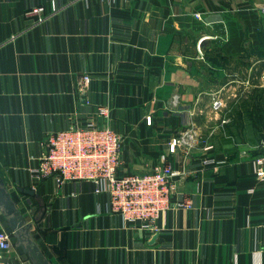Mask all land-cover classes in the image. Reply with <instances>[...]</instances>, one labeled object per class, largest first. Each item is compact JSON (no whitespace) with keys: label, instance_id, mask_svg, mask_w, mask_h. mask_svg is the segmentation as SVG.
Returning a JSON list of instances; mask_svg holds the SVG:
<instances>
[{"label":"crops","instance_id":"1","mask_svg":"<svg viewBox=\"0 0 264 264\" xmlns=\"http://www.w3.org/2000/svg\"><path fill=\"white\" fill-rule=\"evenodd\" d=\"M37 6L55 11L41 25L27 16ZM263 9L264 0H0L1 190L37 257L0 200V231L12 236L4 261L264 264V182L251 146L215 145L219 164L201 170V144L170 152L219 118L216 99L247 105L264 95ZM98 105L123 137L120 175L160 164L184 173L156 234L124 226L90 182L32 175L47 134L83 126ZM188 200L190 209L179 206Z\"/></svg>","mask_w":264,"mask_h":264},{"label":"built area","instance_id":"2","mask_svg":"<svg viewBox=\"0 0 264 264\" xmlns=\"http://www.w3.org/2000/svg\"><path fill=\"white\" fill-rule=\"evenodd\" d=\"M54 13L55 11L48 12L44 6H37L29 10L27 16L36 17V25H41L50 20ZM196 17L200 16L196 14ZM82 82L85 91L92 82L91 76H83ZM222 106L223 101L220 99L213 102L216 112ZM110 121V108L98 105L83 126L75 120V125L47 134L45 152L39 158L32 175L41 181L55 178L60 184L90 182L96 187L97 194L109 197L110 213L118 215L124 226L135 229L139 227L156 234L159 231L157 221L170 209L171 199L177 192V178L184 173L169 164H160L148 172L120 175L124 141L122 135L112 128ZM151 121L152 118L149 117L148 124ZM195 138L194 133L188 132L174 139L170 152L175 153L181 147H186L189 151L203 144ZM207 143H204L203 150L208 155L201 163L202 169L217 167L219 164L213 154V147ZM252 150H260L253 164L256 177L264 182V140ZM179 206L190 209L192 204L188 200ZM11 248V234L0 231V264H8L3 258Z\"/></svg>","mask_w":264,"mask_h":264},{"label":"rangeland","instance_id":"3","mask_svg":"<svg viewBox=\"0 0 264 264\" xmlns=\"http://www.w3.org/2000/svg\"><path fill=\"white\" fill-rule=\"evenodd\" d=\"M261 98L263 102L255 110L251 106L255 102H249L251 103L249 105L243 103H237L235 105L233 100L224 101L222 97L223 100L221 101H223V106L219 111V118H212L209 122L202 120L205 125L200 134L198 136L196 135L195 140L197 142L200 140L203 143L201 144L203 146L202 149H204V143L208 142L207 144H210L214 151L215 145L221 146V144L229 143L231 140L234 144H247V146H251V150L252 148L254 149L264 140V138L260 139L262 136L261 133L264 135V97ZM240 115L241 118L239 117ZM242 126H245V130H241ZM258 151L260 152V150ZM258 151L254 154L253 160L259 156ZM250 152L254 153L255 151L252 150Z\"/></svg>","mask_w":264,"mask_h":264},{"label":"water","instance_id":"4","mask_svg":"<svg viewBox=\"0 0 264 264\" xmlns=\"http://www.w3.org/2000/svg\"><path fill=\"white\" fill-rule=\"evenodd\" d=\"M2 182L0 180V200L10 208L13 212L12 216L9 218L10 229L15 235H17L23 243H27L26 251L31 256L32 260H36L37 257L34 255L32 247L30 245L31 241L28 236V231L30 230V226H27L23 216L20 214V211L14 206L11 205L10 202L5 198L4 194L1 190ZM27 193L30 195H34V192L27 190ZM156 238L153 239L155 242Z\"/></svg>","mask_w":264,"mask_h":264},{"label":"trees","instance_id":"5","mask_svg":"<svg viewBox=\"0 0 264 264\" xmlns=\"http://www.w3.org/2000/svg\"><path fill=\"white\" fill-rule=\"evenodd\" d=\"M262 97H264V95H263ZM262 102H263V99H262V98H258V102H255V103L252 102L253 104H251V103H247V105L251 104V106H253L254 109L256 110V108H258V105H261ZM239 117L241 118V115H240ZM255 117H257V115H255ZM257 118H258V117H257ZM242 119H243V118H242ZM241 130H245V126H242ZM261 135H262V136H261L260 139L264 138L263 133H261ZM255 154H256V152H255Z\"/></svg>","mask_w":264,"mask_h":264}]
</instances>
